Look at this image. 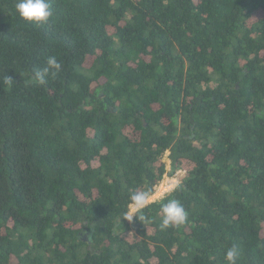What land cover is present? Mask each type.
<instances>
[{
    "label": "trees",
    "instance_id": "trees-1",
    "mask_svg": "<svg viewBox=\"0 0 264 264\" xmlns=\"http://www.w3.org/2000/svg\"><path fill=\"white\" fill-rule=\"evenodd\" d=\"M49 2L0 0V264H264V0Z\"/></svg>",
    "mask_w": 264,
    "mask_h": 264
},
{
    "label": "clouds",
    "instance_id": "clouds-1",
    "mask_svg": "<svg viewBox=\"0 0 264 264\" xmlns=\"http://www.w3.org/2000/svg\"><path fill=\"white\" fill-rule=\"evenodd\" d=\"M16 10L21 18L34 23H46L52 16V8L49 0H17ZM60 69L61 63L57 58L54 55L49 56L46 61V66L35 72L34 80L36 83L44 85L49 74L55 75ZM4 83L11 87L13 79L7 76ZM178 184L179 181L173 184L169 189L165 191H156L151 195L143 191L131 193L130 202L127 206V213L124 218L131 221L135 214L141 221L145 222L146 218L141 214L143 209L153 202L162 200L166 192L172 191ZM160 212L162 213V219L159 225L161 230L171 226L183 225L188 217L184 205L175 198L168 199L166 203H161ZM239 256V249L233 245L226 250L225 260L227 264H237Z\"/></svg>",
    "mask_w": 264,
    "mask_h": 264
},
{
    "label": "rangeland",
    "instance_id": "rangeland-1",
    "mask_svg": "<svg viewBox=\"0 0 264 264\" xmlns=\"http://www.w3.org/2000/svg\"><path fill=\"white\" fill-rule=\"evenodd\" d=\"M164 161L167 165V168L169 169V160L167 158V153H166V155H164ZM180 171L181 170L177 171L173 177H170V176L169 177L168 176L163 177L161 182L157 185L155 192L157 191L158 187L162 184H163L162 186L165 187L166 189H169L173 184H176V182L178 181L177 176H178V174L181 173Z\"/></svg>",
    "mask_w": 264,
    "mask_h": 264
},
{
    "label": "bare ground",
    "instance_id": "bare-ground-1",
    "mask_svg": "<svg viewBox=\"0 0 264 264\" xmlns=\"http://www.w3.org/2000/svg\"><path fill=\"white\" fill-rule=\"evenodd\" d=\"M163 185V184H162ZM162 185H160L157 189V191H165L167 190L165 187H163Z\"/></svg>",
    "mask_w": 264,
    "mask_h": 264
}]
</instances>
